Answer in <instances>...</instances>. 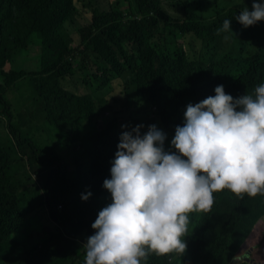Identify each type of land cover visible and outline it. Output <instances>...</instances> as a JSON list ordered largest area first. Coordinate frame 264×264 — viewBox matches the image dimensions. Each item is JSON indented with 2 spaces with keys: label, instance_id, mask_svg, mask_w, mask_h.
Returning a JSON list of instances; mask_svg holds the SVG:
<instances>
[{
  "label": "trees",
  "instance_id": "obj_1",
  "mask_svg": "<svg viewBox=\"0 0 264 264\" xmlns=\"http://www.w3.org/2000/svg\"><path fill=\"white\" fill-rule=\"evenodd\" d=\"M77 1L0 0V120L7 121L17 144L0 140V264H10L17 250L13 233L42 206L55 222L54 235L26 253L27 264H85V244L96 232L92 224L113 202L104 181L111 179L120 134L139 121L144 125L141 135L155 124L166 133L167 152L173 146L166 128L176 132L177 126H184L185 114L177 113L186 112L189 104L215 96L218 85L238 98L254 96L256 87L264 84V20L245 27L236 19L239 8L210 12L205 0H166L174 4L166 10L165 0H114L108 9L93 7L91 22L80 25ZM194 4L197 7L188 11ZM180 11L185 15L178 16ZM226 19L232 30L217 34ZM178 32L199 42V48L181 47ZM33 33L41 40V67L31 72L7 69L33 43ZM79 71L87 74L81 84L103 100L100 107L91 92L65 86L64 81ZM25 76L31 77L44 101L47 120L66 132L68 141L79 138L85 120L106 116L112 108L107 96L117 85L126 96L125 108L107 118V127L97 131L87 152L74 157V168L55 150L38 148L17 135L11 125L8 89ZM131 94L138 101L134 110L129 106ZM25 143L31 149L21 152ZM171 152L178 150L173 147ZM18 161H26L25 168L34 173L39 172L35 162L45 171L37 186L41 192L34 188L31 194L37 193V198L31 202H25L12 181V165ZM263 217L264 194L245 193L241 198L227 188L213 192L209 210L188 214L181 238L186 251L150 253L141 264H230Z\"/></svg>",
  "mask_w": 264,
  "mask_h": 264
},
{
  "label": "clouds",
  "instance_id": "obj_2",
  "mask_svg": "<svg viewBox=\"0 0 264 264\" xmlns=\"http://www.w3.org/2000/svg\"><path fill=\"white\" fill-rule=\"evenodd\" d=\"M252 8L236 16L245 27L264 20V4L253 0ZM230 30L226 19L217 34ZM178 37L187 36L178 32ZM187 44L197 43L190 38ZM215 93L187 106L186 123L177 126L171 141L178 153L164 150L166 133L155 124L143 135L142 124L121 133L111 179L104 181L113 202L92 224L96 232L85 244V264H141L150 253L183 254L188 214L209 210L213 192L264 194V84L254 96L234 98L223 85ZM45 207L54 223L47 240L55 222Z\"/></svg>",
  "mask_w": 264,
  "mask_h": 264
},
{
  "label": "rangeland",
  "instance_id": "obj_3",
  "mask_svg": "<svg viewBox=\"0 0 264 264\" xmlns=\"http://www.w3.org/2000/svg\"><path fill=\"white\" fill-rule=\"evenodd\" d=\"M114 0H78L77 1V13L76 18L80 25L88 24L92 20L93 7H99L100 9H108L110 4ZM261 3L262 0H257ZM166 10H169L174 6L170 1H164ZM264 4V2L262 3ZM198 4H194L188 11L194 10ZM253 0H205L204 8L210 12L230 9H244L253 10ZM184 11H180L178 16H184ZM178 35V33H177ZM33 43L26 49L21 50L15 60L12 63H8L7 69L25 70L28 72L36 71L41 67L40 53H41V40L37 33L32 34ZM190 39L187 36L185 39H180L179 42L187 44ZM231 39V38H230ZM199 43V42H197ZM74 45L77 42L74 41ZM195 48H199L196 44ZM89 69L93 72L96 70L95 64L92 62L89 65ZM205 71H212V68L204 67ZM84 74L79 71L74 75L68 77L64 84L70 90L81 89L91 92V89L87 86H83L80 82L81 77H85ZM94 88V85L91 86ZM95 98L96 105L100 107L103 104V100L97 97L91 92ZM8 99L13 104V118L11 125L17 129V135L24 139H29L36 147L41 149H53L60 154L64 160L71 166L74 157L85 154L90 147L92 140L94 139L97 131L100 128L107 127V118L114 117V113L125 108L126 96L123 94L121 87L115 86L112 94L108 95V99L111 102L112 108L106 111V116H97L96 119L89 121L85 120L82 133L79 138L73 141L67 140V133L50 123L46 118V111L44 101L37 95L35 83L30 76L20 78L15 84L9 87L7 93ZM130 109L134 110L138 106L136 95L131 94L129 99ZM185 114L184 111H180L177 115ZM120 120L124 117L119 116ZM129 118H125L127 120ZM143 121H139L137 125H140ZM163 126H165L162 121ZM167 134L173 139L176 132L166 128ZM121 135V134H120ZM0 140L9 141L11 144H16V139L13 135L8 133L7 121L0 120ZM26 148L31 149L28 143L21 146V152H25ZM173 147H169L167 152H171ZM164 150H166L164 146ZM25 162H15L12 165L11 177L15 185L18 186L19 195L24 194L25 202H31L37 198V193L31 194V191L36 188L37 192H41L40 183L44 179L45 171L42 169V165L35 162V167L39 172L34 173L31 170L25 168ZM37 184V185H36ZM35 185V186H34ZM32 186V187H31ZM22 187V188H20ZM24 189V192H23ZM52 226V221L49 218L48 211L45 206L39 207L34 212H31L26 218L25 222L13 233L12 239L17 245L15 256L11 260L10 264H27L28 261L24 258L26 253L34 249L38 244H41L49 235V228ZM246 252L252 254L255 261L264 264V217L261 218L256 224L253 232L244 243L239 254L244 255ZM246 258V257H245ZM250 263L247 260L241 261L240 264ZM254 264V263H253Z\"/></svg>",
  "mask_w": 264,
  "mask_h": 264
},
{
  "label": "water",
  "instance_id": "obj_4",
  "mask_svg": "<svg viewBox=\"0 0 264 264\" xmlns=\"http://www.w3.org/2000/svg\"><path fill=\"white\" fill-rule=\"evenodd\" d=\"M246 257V258H245ZM242 259H246L247 261L249 262H252V263H257L254 259H251L250 256H249V253H245L244 255H236L230 262V264H239Z\"/></svg>",
  "mask_w": 264,
  "mask_h": 264
},
{
  "label": "crops",
  "instance_id": "obj_5",
  "mask_svg": "<svg viewBox=\"0 0 264 264\" xmlns=\"http://www.w3.org/2000/svg\"><path fill=\"white\" fill-rule=\"evenodd\" d=\"M52 225H54V223L52 222Z\"/></svg>",
  "mask_w": 264,
  "mask_h": 264
},
{
  "label": "flooded vegetation",
  "instance_id": "obj_6",
  "mask_svg": "<svg viewBox=\"0 0 264 264\" xmlns=\"http://www.w3.org/2000/svg\"><path fill=\"white\" fill-rule=\"evenodd\" d=\"M250 254V253H249ZM250 256H252V254H250Z\"/></svg>",
  "mask_w": 264,
  "mask_h": 264
}]
</instances>
